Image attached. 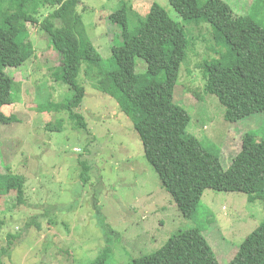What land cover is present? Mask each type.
<instances>
[{
    "label": "rangeland",
    "instance_id": "1",
    "mask_svg": "<svg viewBox=\"0 0 264 264\" xmlns=\"http://www.w3.org/2000/svg\"><path fill=\"white\" fill-rule=\"evenodd\" d=\"M224 1L264 25V0ZM152 2L180 20L168 0H80L83 33L107 67L114 66L111 44L122 43L120 26L109 15L125 5L134 24ZM43 5L36 22L16 37L19 43H32L31 57L19 67L5 68L14 84L11 102L1 108L8 119L0 121V264H90L105 246L113 250L107 264H131V258L160 247L177 230L192 227L202 230L219 263L227 264L264 221L262 200L208 188L192 217H184L146 160L131 119L115 99L86 80L85 63L77 82L85 89L79 111L88 131L74 128L63 110L44 111L39 105L64 102L71 90L52 74L62 62L41 26L53 7ZM184 28L192 41L179 67L173 100L190 113L186 134L196 136L227 168L238 147L235 154L229 151L240 144L242 134L256 131L264 137V112L234 122L224 118L217 97L204 90L201 64L219 57L212 51L210 28L191 23ZM135 62L138 71L144 69L142 59ZM58 120L60 129L48 128ZM16 175L25 178L20 202L15 191L6 189ZM10 235L15 237L11 242Z\"/></svg>",
    "mask_w": 264,
    "mask_h": 264
},
{
    "label": "trees",
    "instance_id": "2",
    "mask_svg": "<svg viewBox=\"0 0 264 264\" xmlns=\"http://www.w3.org/2000/svg\"><path fill=\"white\" fill-rule=\"evenodd\" d=\"M168 2L179 14V21L157 2H152L146 15L134 24L125 5L109 15L110 21L120 26L122 38L119 45L111 44L114 66L109 68L83 33L77 13L80 0H0V121L8 119L1 108L11 102L14 84L5 68L23 65L34 51L29 40L19 43L16 37L27 30L28 23L36 22L39 6L46 3L53 10L41 26L62 62L52 74L70 88L71 96L64 102L39 105L44 111L63 110L74 128L88 131L79 111L85 89L77 82L85 63L86 80L115 99L131 119L146 160L184 217H192L208 188L244 192L249 201L258 198L264 205V137L256 131L242 134L235 157L224 168L219 156L204 148L196 136L186 134L190 113L173 100L179 67L192 41L184 25L207 24L212 51L219 57L201 64L205 92L217 97L228 121L264 112V25L249 14L235 12L224 0ZM136 58L144 61L141 71L136 68ZM61 127L62 120L48 125L49 129ZM23 179L16 175L6 183L8 192H16L18 202L23 197ZM13 238L10 235V242ZM112 252L105 246L90 264L111 262ZM130 260L131 264H220L197 227L181 228L160 247ZM227 264H264V221L245 237Z\"/></svg>",
    "mask_w": 264,
    "mask_h": 264
},
{
    "label": "crops",
    "instance_id": "3",
    "mask_svg": "<svg viewBox=\"0 0 264 264\" xmlns=\"http://www.w3.org/2000/svg\"><path fill=\"white\" fill-rule=\"evenodd\" d=\"M236 149H237V148H235L234 150L229 151V153H230V154H233V153L235 154Z\"/></svg>",
    "mask_w": 264,
    "mask_h": 264
},
{
    "label": "clouds",
    "instance_id": "4",
    "mask_svg": "<svg viewBox=\"0 0 264 264\" xmlns=\"http://www.w3.org/2000/svg\"><path fill=\"white\" fill-rule=\"evenodd\" d=\"M236 155V154H235Z\"/></svg>",
    "mask_w": 264,
    "mask_h": 264
}]
</instances>
